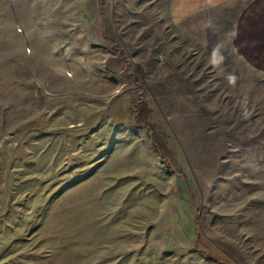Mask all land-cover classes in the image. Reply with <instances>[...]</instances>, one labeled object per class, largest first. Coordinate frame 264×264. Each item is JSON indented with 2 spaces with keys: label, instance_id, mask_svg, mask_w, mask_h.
<instances>
[{
  "label": "rangeland",
  "instance_id": "rangeland-1",
  "mask_svg": "<svg viewBox=\"0 0 264 264\" xmlns=\"http://www.w3.org/2000/svg\"><path fill=\"white\" fill-rule=\"evenodd\" d=\"M167 4L0 0V264H264V76Z\"/></svg>",
  "mask_w": 264,
  "mask_h": 264
},
{
  "label": "crops",
  "instance_id": "crops-1",
  "mask_svg": "<svg viewBox=\"0 0 264 264\" xmlns=\"http://www.w3.org/2000/svg\"><path fill=\"white\" fill-rule=\"evenodd\" d=\"M167 5L176 37L194 47L191 63L203 54L207 61H220L236 83L264 76V0H168ZM233 58L242 67L225 66Z\"/></svg>",
  "mask_w": 264,
  "mask_h": 264
}]
</instances>
